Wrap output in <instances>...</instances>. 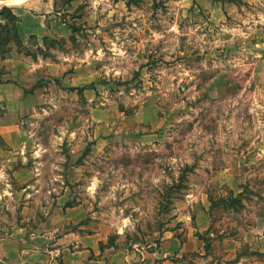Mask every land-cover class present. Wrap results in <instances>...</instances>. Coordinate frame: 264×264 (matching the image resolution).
<instances>
[{"label": "clouds", "instance_id": "1", "mask_svg": "<svg viewBox=\"0 0 264 264\" xmlns=\"http://www.w3.org/2000/svg\"><path fill=\"white\" fill-rule=\"evenodd\" d=\"M4 9L0 264H264V0Z\"/></svg>", "mask_w": 264, "mask_h": 264}, {"label": "rangeland", "instance_id": "2", "mask_svg": "<svg viewBox=\"0 0 264 264\" xmlns=\"http://www.w3.org/2000/svg\"><path fill=\"white\" fill-rule=\"evenodd\" d=\"M2 15L11 16L12 14H10V12H9V11H3V12H2ZM205 246H207V245H205Z\"/></svg>", "mask_w": 264, "mask_h": 264}, {"label": "crops", "instance_id": "3", "mask_svg": "<svg viewBox=\"0 0 264 264\" xmlns=\"http://www.w3.org/2000/svg\"><path fill=\"white\" fill-rule=\"evenodd\" d=\"M3 11H8L7 9H4ZM0 14H2V13H0ZM11 14V13H10Z\"/></svg>", "mask_w": 264, "mask_h": 264}]
</instances>
